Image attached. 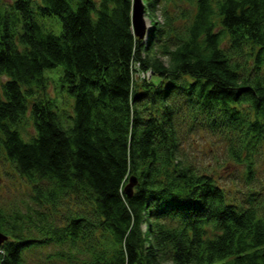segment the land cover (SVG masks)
<instances>
[{"label": "trees", "instance_id": "trees-1", "mask_svg": "<svg viewBox=\"0 0 264 264\" xmlns=\"http://www.w3.org/2000/svg\"><path fill=\"white\" fill-rule=\"evenodd\" d=\"M169 1L144 0L142 38L133 0L0 3V147L35 203L0 207V264H30L24 251L52 241L71 264H264V214L227 199L181 134L189 118L229 133L250 177L264 142V0H185L193 15ZM54 66L73 98L68 125L47 91ZM70 193L79 208L64 213Z\"/></svg>", "mask_w": 264, "mask_h": 264}, {"label": "rangeland", "instance_id": "rangeland-1", "mask_svg": "<svg viewBox=\"0 0 264 264\" xmlns=\"http://www.w3.org/2000/svg\"><path fill=\"white\" fill-rule=\"evenodd\" d=\"M0 3L9 5L11 0H0ZM184 8L190 10L191 15L195 12L194 5L185 0H171L168 3V9L172 15H178ZM157 15V19L163 20L160 10H158ZM41 18L46 27L57 33L60 32L62 23L57 16L49 15ZM146 20L149 26L151 20L148 15H146ZM61 72V66H54L46 70V74L51 75L47 91L50 98L56 102L60 119L68 125L72 121L70 115L73 114V98L61 85L59 77ZM134 76L139 77V79H149L151 73L137 67ZM155 77L153 76V78ZM4 78L6 76L0 75V82ZM31 98L28 99L31 101ZM185 120L181 134L183 136L182 146L188 160L198 166L200 171L213 176L218 185L225 189L227 199L243 205L256 203L260 212L264 214V142L254 152L253 170L248 177L249 173H246L244 161H238L236 156L231 153L230 145L233 139L229 133L212 131L207 124L200 123L197 119ZM20 130L24 139H28L35 133L30 114L27 115L26 122L20 127ZM241 152V156L244 157L245 152ZM19 173L7 157L4 149L0 147V207L8 212L12 210L25 211L29 206H35L30 194L32 193L31 184L27 178ZM77 197L76 193H70L67 198H64L66 201V206L62 207L64 213L70 207L74 210L79 208V205L75 203ZM33 219L36 220L34 215ZM35 228L36 226L32 225L31 230L38 235ZM94 233L93 237L98 239L101 232L96 231ZM89 239L91 238L82 239L77 245L81 248L84 245H89L91 243ZM85 240H87L86 243H84ZM66 249L67 245L61 246L52 241L49 244L29 248L26 252L24 251L23 258L30 264H71Z\"/></svg>", "mask_w": 264, "mask_h": 264}, {"label": "water", "instance_id": "water-1", "mask_svg": "<svg viewBox=\"0 0 264 264\" xmlns=\"http://www.w3.org/2000/svg\"><path fill=\"white\" fill-rule=\"evenodd\" d=\"M133 8H132V23L134 27L135 34L142 38L148 32V24L146 20L145 14V3L144 0H133ZM132 182L135 181V178H131ZM8 235L3 233L0 230V244L3 243L7 239Z\"/></svg>", "mask_w": 264, "mask_h": 264}, {"label": "built area", "instance_id": "built-area-1", "mask_svg": "<svg viewBox=\"0 0 264 264\" xmlns=\"http://www.w3.org/2000/svg\"><path fill=\"white\" fill-rule=\"evenodd\" d=\"M149 71V70H148ZM150 72V71H149ZM151 73V72H150ZM145 77V76H144ZM148 77V76H147Z\"/></svg>", "mask_w": 264, "mask_h": 264}]
</instances>
